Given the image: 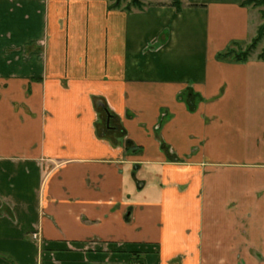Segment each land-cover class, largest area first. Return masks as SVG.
Segmentation results:
<instances>
[{
	"label": "crops",
	"instance_id": "obj_1",
	"mask_svg": "<svg viewBox=\"0 0 264 264\" xmlns=\"http://www.w3.org/2000/svg\"><path fill=\"white\" fill-rule=\"evenodd\" d=\"M111 1L0 0V264H264L256 8Z\"/></svg>",
	"mask_w": 264,
	"mask_h": 264
},
{
	"label": "trees",
	"instance_id": "obj_2",
	"mask_svg": "<svg viewBox=\"0 0 264 264\" xmlns=\"http://www.w3.org/2000/svg\"><path fill=\"white\" fill-rule=\"evenodd\" d=\"M124 0H112L110 7L111 8H118L121 6V2ZM129 4L125 5V10H129L131 8H136V9H141L142 6L138 3V0H128ZM177 11L181 10V3L179 0H171L170 3ZM264 4V0H243L242 5L243 6H253V7H259ZM263 17V15H262ZM264 33V24L259 25L257 27L256 33L254 37L251 38V46L255 45L260 38L263 37ZM241 44H232L230 47H228L224 52L219 54V58L221 59H230L234 61H245L247 60L251 55H252V50L251 46L247 48L246 50H238L236 51L234 48L240 47ZM257 58L262 60L264 59V47L262 48L261 52L257 55ZM102 122L105 124L107 121L109 122L110 118L112 117L106 110L102 111L100 113Z\"/></svg>",
	"mask_w": 264,
	"mask_h": 264
},
{
	"label": "rangeland",
	"instance_id": "obj_3",
	"mask_svg": "<svg viewBox=\"0 0 264 264\" xmlns=\"http://www.w3.org/2000/svg\"><path fill=\"white\" fill-rule=\"evenodd\" d=\"M180 3H181V0H179ZM145 2H147V0H138V3L141 5V6H145ZM129 4V1L128 0H124L121 2V5H128ZM251 6V5H250ZM252 8H256L255 10L257 11L258 15H259V25H262L264 24V4L262 6H259V7H253L251 6ZM263 15V17H262ZM251 39L249 41H247L246 43L244 44H241L240 47L238 48H234L236 51L238 50H246L247 48H249L251 45ZM264 47V33H263V37L260 38V40L253 46H251V48H253L252 50V55L255 54V55H258L262 48ZM250 49V48H249ZM137 168V167H135ZM135 176L138 180H140L142 176V173L140 171H135ZM139 183V181H138ZM138 183H137V186H138Z\"/></svg>",
	"mask_w": 264,
	"mask_h": 264
},
{
	"label": "built area",
	"instance_id": "obj_4",
	"mask_svg": "<svg viewBox=\"0 0 264 264\" xmlns=\"http://www.w3.org/2000/svg\"><path fill=\"white\" fill-rule=\"evenodd\" d=\"M33 238L37 239L38 238V234L34 233L33 234Z\"/></svg>",
	"mask_w": 264,
	"mask_h": 264
},
{
	"label": "water",
	"instance_id": "obj_5",
	"mask_svg": "<svg viewBox=\"0 0 264 264\" xmlns=\"http://www.w3.org/2000/svg\"><path fill=\"white\" fill-rule=\"evenodd\" d=\"M141 185V183H139V186Z\"/></svg>",
	"mask_w": 264,
	"mask_h": 264
}]
</instances>
